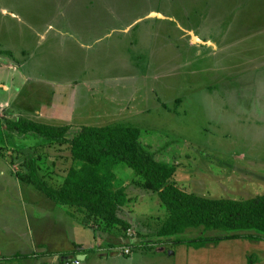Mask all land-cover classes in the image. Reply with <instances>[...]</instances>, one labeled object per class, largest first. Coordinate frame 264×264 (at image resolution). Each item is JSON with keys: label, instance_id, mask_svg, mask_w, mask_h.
Masks as SVG:
<instances>
[{"label": "rangeland", "instance_id": "374dc122", "mask_svg": "<svg viewBox=\"0 0 264 264\" xmlns=\"http://www.w3.org/2000/svg\"><path fill=\"white\" fill-rule=\"evenodd\" d=\"M0 66V255L24 257L8 262L70 263L62 256L82 238L95 248L90 257L111 248L122 258L129 246L133 264H264V239L196 249L176 238L199 229L157 236L166 210L125 165L116 171L131 228L99 227L16 175L45 152L38 174L60 184L69 145H43L5 125L25 117L72 125V135L130 123L176 163L180 187L213 198L262 194L264 0H0Z\"/></svg>", "mask_w": 264, "mask_h": 264}, {"label": "trees", "instance_id": "16d2710c", "mask_svg": "<svg viewBox=\"0 0 264 264\" xmlns=\"http://www.w3.org/2000/svg\"><path fill=\"white\" fill-rule=\"evenodd\" d=\"M5 125L10 133L38 137L43 145H69L67 157L71 164L60 184L47 182L38 174L40 164L47 161L45 152L23 164L28 172L21 170L16 175L55 203L83 212L87 219L97 221L99 227L102 223L107 228L119 225L123 230L131 228L122 213L129 197L116 171L119 165H125L140 178L143 189L157 194L166 210V217L157 229L160 238L199 229L201 234L194 238H176V243L196 249L217 245L222 240L264 239V193L246 199L213 198L180 187L174 180L176 163L159 158L150 141L142 138L138 126L126 122L83 125L71 135L72 125H52L25 117L6 120ZM207 232L216 233L207 235ZM15 257L0 255V260L14 264L8 260Z\"/></svg>", "mask_w": 264, "mask_h": 264}, {"label": "crops", "instance_id": "0c3cea01", "mask_svg": "<svg viewBox=\"0 0 264 264\" xmlns=\"http://www.w3.org/2000/svg\"><path fill=\"white\" fill-rule=\"evenodd\" d=\"M213 42V41H212ZM194 43H199V44H201V46H205L206 44L207 45H209V43L207 42V43H205L204 44V42H194ZM196 45H198V44H196ZM213 45H214V43H213ZM3 65V64H2ZM2 66H0V68H1ZM10 67H12L11 65H10ZM16 67V65L15 66H13V68H15ZM5 86V85H4ZM0 104H4L3 102H1ZM8 104V103H7ZM37 112L38 113H40V111H39V109H37ZM72 217V216H71ZM80 230V229H79ZM80 235V234H79ZM75 244L76 245H79V246H77L76 248H74L73 250H70V248L69 249H67L66 250V253H68V255H65L64 257L62 256V259H69L71 262L69 263V262H65V263H63V262H57V263H54V262H52V260L51 259H49V263L48 264H77L76 262H75V259L76 260H79L78 262V264H133V263H135L136 261H137V257L136 256H133V252H134V249H132L131 251L132 252H130L129 254H126V255H124L122 258H120V257H116V256H110L109 254H110V252H111V248H110V250L108 251V250H106L105 249V251L104 252H102L103 253V258H96V257H90V255H91V253L92 252H89L88 250H87V247L88 248H94L93 246H91L88 242H86L84 239H79V238H76L73 242H72V246L73 247H75ZM129 247V246H128ZM78 249H80L82 252H77V250ZM158 250L159 251H162L163 250V248H158ZM76 251V252H75ZM95 251V250H94ZM163 252H165V250H163ZM112 253V252H111ZM78 255H84V257H82V259H79V258H77V256ZM1 256H3L2 255V253H1ZM37 256H40V254H38ZM68 256H70V258H68ZM3 257H5V256H3ZM7 257V256H6ZM42 257V256H41ZM74 257V258H73ZM8 258H10V257H8ZM26 258V257H25ZM37 259H39V258H37ZM36 259V260H37ZM118 259V260H117ZM122 259V260H121ZM33 260H35V259H33ZM37 262L38 261H32V264H37ZM0 263L1 264H9V263H6L5 262V260H0ZM23 264H27V263H24V262H22ZM15 264V263H14ZM29 264H31V263H29Z\"/></svg>", "mask_w": 264, "mask_h": 264}, {"label": "water", "instance_id": "95a60500", "mask_svg": "<svg viewBox=\"0 0 264 264\" xmlns=\"http://www.w3.org/2000/svg\"><path fill=\"white\" fill-rule=\"evenodd\" d=\"M194 37V36H193ZM193 41H195V42H201V41H199V39L197 38V40H194V38H193ZM82 257H84V255H78L77 256V258H79V259H82Z\"/></svg>", "mask_w": 264, "mask_h": 264}, {"label": "built area", "instance_id": "2783aa9c", "mask_svg": "<svg viewBox=\"0 0 264 264\" xmlns=\"http://www.w3.org/2000/svg\"><path fill=\"white\" fill-rule=\"evenodd\" d=\"M0 109H1V107H0ZM124 250H125V253H126V254H128V253H130V252H131V249H130V247L124 248Z\"/></svg>", "mask_w": 264, "mask_h": 264}, {"label": "bare ground", "instance_id": "6f19581e", "mask_svg": "<svg viewBox=\"0 0 264 264\" xmlns=\"http://www.w3.org/2000/svg\"><path fill=\"white\" fill-rule=\"evenodd\" d=\"M194 38V40H197V37H193Z\"/></svg>", "mask_w": 264, "mask_h": 264}]
</instances>
